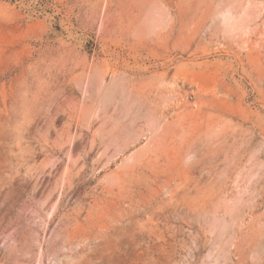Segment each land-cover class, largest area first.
Listing matches in <instances>:
<instances>
[{
    "label": "rangeland",
    "instance_id": "374dc122",
    "mask_svg": "<svg viewBox=\"0 0 264 264\" xmlns=\"http://www.w3.org/2000/svg\"><path fill=\"white\" fill-rule=\"evenodd\" d=\"M0 264H264V0H0Z\"/></svg>",
    "mask_w": 264,
    "mask_h": 264
}]
</instances>
